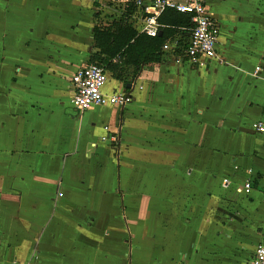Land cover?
Instances as JSON below:
<instances>
[{
    "label": "crops",
    "instance_id": "crops-1",
    "mask_svg": "<svg viewBox=\"0 0 264 264\" xmlns=\"http://www.w3.org/2000/svg\"><path fill=\"white\" fill-rule=\"evenodd\" d=\"M105 1L0 0V264L245 263L264 244V0H204V68L164 53L124 86L107 71L103 92L131 96L111 124L70 85Z\"/></svg>",
    "mask_w": 264,
    "mask_h": 264
},
{
    "label": "built area",
    "instance_id": "built-area-1",
    "mask_svg": "<svg viewBox=\"0 0 264 264\" xmlns=\"http://www.w3.org/2000/svg\"><path fill=\"white\" fill-rule=\"evenodd\" d=\"M120 15L131 4L134 12L128 19V24L138 33L155 37L160 27L158 17L165 10H173L190 16V24L183 27L180 33L168 39L161 48L164 53H171L177 62L186 63L190 67L204 68L216 56L219 26L208 12L204 0H122ZM116 62V59L113 60ZM259 68H256L258 71ZM108 81V72L96 63L81 66L72 76L70 85L73 90L71 103L79 111H85L94 106H114L123 108L131 96L126 92L106 95L103 89ZM124 86L126 81H122ZM255 132L264 134V122L253 123ZM248 182L244 189H249ZM240 191V190H239ZM35 258L24 264H35ZM243 264H264V244H258L251 257Z\"/></svg>",
    "mask_w": 264,
    "mask_h": 264
},
{
    "label": "trees",
    "instance_id": "trees-1",
    "mask_svg": "<svg viewBox=\"0 0 264 264\" xmlns=\"http://www.w3.org/2000/svg\"><path fill=\"white\" fill-rule=\"evenodd\" d=\"M134 10V6L130 4L120 19L106 27L96 25L93 31L96 52L90 63L102 65L117 80L122 79V74L128 68H132L133 73L130 76L134 78L142 69L159 63L163 55L162 45L178 35L181 28L190 24L189 15L165 10L157 20L160 25L157 35L149 37L138 33L128 24Z\"/></svg>",
    "mask_w": 264,
    "mask_h": 264
},
{
    "label": "rangeland",
    "instance_id": "rangeland-1",
    "mask_svg": "<svg viewBox=\"0 0 264 264\" xmlns=\"http://www.w3.org/2000/svg\"><path fill=\"white\" fill-rule=\"evenodd\" d=\"M120 3H121V1L119 2V4H117L113 0L105 1V3H104L105 5L103 7L105 9H103L102 12L98 13L99 15H102V16H98L97 18L95 16V20H96L97 24L99 26L106 27V26L110 25L113 21L119 19V17H120V7H121V4ZM24 21H25V24H26V20H24ZM121 80H124L126 82L128 80L130 82H132L134 80V78L133 77L131 78V76H130L129 69H127V71L124 74H122V79ZM161 87L163 88L164 85L162 84ZM138 93H139V97L138 98H140V96H142L143 92L139 91ZM117 113H118V110H114L111 107L104 106V107H101L100 109H98L96 111L93 110L91 112H88L87 114H85L83 116V119L84 120H88L89 119V116H94L99 121V123L111 124L115 120ZM128 146L130 148L129 151L131 153L130 154L131 157L129 159V156H128V159L131 160L132 165L135 166L136 163H135V158H134V150H135L134 144L128 141ZM111 147H112V149L114 151L122 150V148H121L122 146L120 144L118 145V142H116V141L112 143ZM169 159L170 158L166 157L165 155H162L161 157H159L158 159H156L157 162L156 161L153 162L148 157L146 159L147 160V163L144 164V165L145 166H148V167H150V166L165 167V166H167ZM137 165H139V164L137 163Z\"/></svg>",
    "mask_w": 264,
    "mask_h": 264
},
{
    "label": "water",
    "instance_id": "water-1",
    "mask_svg": "<svg viewBox=\"0 0 264 264\" xmlns=\"http://www.w3.org/2000/svg\"><path fill=\"white\" fill-rule=\"evenodd\" d=\"M125 86H126V87H129L130 85H129V84H126Z\"/></svg>",
    "mask_w": 264,
    "mask_h": 264
}]
</instances>
